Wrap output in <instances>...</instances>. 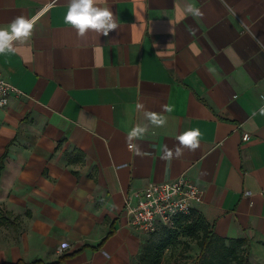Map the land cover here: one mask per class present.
Masks as SVG:
<instances>
[{"label":"crops","instance_id":"crops-1","mask_svg":"<svg viewBox=\"0 0 264 264\" xmlns=\"http://www.w3.org/2000/svg\"><path fill=\"white\" fill-rule=\"evenodd\" d=\"M97 3L119 25L108 36L79 37L68 0H0V26L38 17L0 55L23 93L0 107V264H133L165 227L135 229L126 203L182 172L203 188L194 209L212 230L245 238L249 264H264V0ZM140 103L167 118L138 141L144 157L125 143L146 123ZM190 128L200 149L161 159Z\"/></svg>","mask_w":264,"mask_h":264},{"label":"clouds","instance_id":"clouds-1","mask_svg":"<svg viewBox=\"0 0 264 264\" xmlns=\"http://www.w3.org/2000/svg\"><path fill=\"white\" fill-rule=\"evenodd\" d=\"M184 11L193 17L203 15L200 9L192 4L186 5ZM37 19L38 17L27 18L19 15L14 17L7 26H0V55L14 52L17 42L25 43L30 40L34 34ZM64 23L70 25L79 37H84L89 32L108 36L119 26L112 10L107 6H100L97 0H68ZM136 108L143 112L146 123H137L133 126L126 134L125 143L128 150L134 152L135 155L149 156L151 153L142 150L138 141L145 140L150 125L157 128L164 127L167 118L161 113L145 110L142 103L137 104ZM172 111L173 108L170 105L163 106V112L171 113ZM260 114L264 115V107L260 109ZM201 136L199 128H190L180 133L175 137L178 143L174 147L169 148L167 144L162 146L160 158L163 160L180 159L185 150L197 151L201 147Z\"/></svg>","mask_w":264,"mask_h":264},{"label":"built area","instance_id":"built-area-1","mask_svg":"<svg viewBox=\"0 0 264 264\" xmlns=\"http://www.w3.org/2000/svg\"><path fill=\"white\" fill-rule=\"evenodd\" d=\"M22 94L18 87L0 73V107L6 106L13 96ZM249 138L248 133L242 135L244 141ZM203 194V188L195 184L184 172L173 180L150 182L136 193L135 204L126 203L125 211L129 224L145 233H154L162 227H170L179 216L190 214L195 206L202 202Z\"/></svg>","mask_w":264,"mask_h":264},{"label":"trees","instance_id":"trees-1","mask_svg":"<svg viewBox=\"0 0 264 264\" xmlns=\"http://www.w3.org/2000/svg\"><path fill=\"white\" fill-rule=\"evenodd\" d=\"M180 235L197 242L198 254L192 264H249L248 240L217 235L196 209L176 218L172 226L163 229L156 241L147 240L133 264H161L165 249L175 246Z\"/></svg>","mask_w":264,"mask_h":264},{"label":"rangeland","instance_id":"rangeland-1","mask_svg":"<svg viewBox=\"0 0 264 264\" xmlns=\"http://www.w3.org/2000/svg\"><path fill=\"white\" fill-rule=\"evenodd\" d=\"M162 232L152 235L154 241L161 237ZM198 254V245L194 239L180 235L178 243L165 249L161 264H192Z\"/></svg>","mask_w":264,"mask_h":264}]
</instances>
